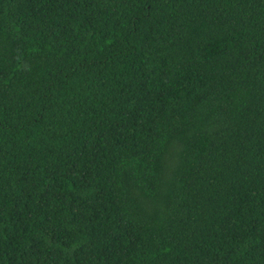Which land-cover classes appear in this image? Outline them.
<instances>
[{
  "label": "trees",
  "instance_id": "trees-1",
  "mask_svg": "<svg viewBox=\"0 0 264 264\" xmlns=\"http://www.w3.org/2000/svg\"><path fill=\"white\" fill-rule=\"evenodd\" d=\"M0 264H264V0H0Z\"/></svg>",
  "mask_w": 264,
  "mask_h": 264
}]
</instances>
